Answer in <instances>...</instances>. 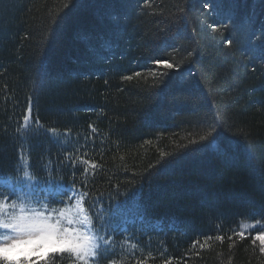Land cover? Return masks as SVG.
<instances>
[{
	"label": "trees",
	"instance_id": "obj_1",
	"mask_svg": "<svg viewBox=\"0 0 264 264\" xmlns=\"http://www.w3.org/2000/svg\"><path fill=\"white\" fill-rule=\"evenodd\" d=\"M63 3L0 0V175L16 177L27 169L40 183L71 184L73 170L64 162L71 153L97 164L87 176L81 166L75 169L77 187L85 190L86 184L89 192L85 206L98 196L107 208L124 201L125 193L142 184L139 203L146 223L141 231L128 240L111 227L99 233L137 248L109 247L100 252L103 264L113 260L115 264H164L169 258L170 264H264V255L253 248L251 237L242 241L234 237L231 250L227 238L223 243L210 241L203 250L191 249L197 237L218 229L239 230L242 222L264 213V63L247 55V37L223 29V35L214 33L209 24L216 19L195 11L190 23L180 26L183 38L170 41L178 43L179 50L165 52L157 37H163L166 26L174 29L171 17L184 0H151L152 6L140 12L121 0H95L58 26L45 44ZM110 12L120 15L118 25L110 21ZM235 19L238 24L253 20L254 29L264 21V14L258 3L248 0L236 10ZM230 34L241 43L225 49L223 41ZM107 40L115 46L114 54L104 52L102 44ZM193 47L197 56L189 62L185 52ZM93 50L112 58L98 61ZM227 52L232 55L226 56ZM154 59H172L182 65L181 72L191 69L197 75L173 81L161 101L153 97L150 85L163 77L146 71ZM42 60L52 76L38 100L33 97V118L39 117L42 127L35 125L26 133L20 121ZM136 71H142L141 78L121 79ZM216 119L222 125L219 146L236 157L235 163L208 151L166 174L148 173L161 152L183 151L177 145L199 139ZM51 128L56 129L54 135L47 131ZM245 144L252 150V167Z\"/></svg>",
	"mask_w": 264,
	"mask_h": 264
},
{
	"label": "snow or ice",
	"instance_id": "obj_2",
	"mask_svg": "<svg viewBox=\"0 0 264 264\" xmlns=\"http://www.w3.org/2000/svg\"><path fill=\"white\" fill-rule=\"evenodd\" d=\"M121 2L134 5L133 12H140L145 7L152 6L151 0H121ZM86 3H95V0H64L63 11L57 15L53 31L49 32L43 42L46 44L54 38L55 29L66 23ZM197 3L199 8L194 7ZM246 3L248 0H184L183 4L176 6V11L171 17L174 29L166 26L161 30L164 32L163 37H157L161 40L159 47L165 52L178 51L179 44L170 43V41L182 39L180 26L190 23L192 12L200 11L206 16L216 19V23L209 24L212 32L223 35V29L230 33L246 36V53L249 58L264 63V21H261L258 28L253 29V20L246 19L243 24H238L235 19L236 10L241 4ZM252 3H258L261 14H264V0H252ZM108 15L114 25L120 23L119 14L110 12ZM124 18L126 19L127 15ZM249 32L250 35H248ZM82 38L86 39V37ZM193 43H195V39H193ZM239 43L241 41H234L230 34L229 38L223 41L222 46L225 49H232ZM114 47L110 40L104 41L102 44L106 53L114 54ZM93 51L98 61L107 62L112 58L111 55L105 56ZM231 55V52L226 53V56ZM196 56L197 49L195 47L185 52V59L189 62H193L192 58ZM149 64L151 67L146 69L147 72H159L163 77L150 85V88L154 89L151 93L153 97L161 101L169 95L173 81L183 82L187 81L188 77L197 75L191 69L181 72L182 65L174 63L172 59H154L150 60ZM161 68L168 71H161ZM253 71H255L254 67ZM142 75V71H136L132 75H123L121 79L131 82L141 78ZM51 81L52 76L47 61L42 60L32 79V94L28 98L27 107L20 121V128L26 133L31 132L35 125H40L39 117L33 118V97L38 100L40 93ZM147 122L149 121L146 120ZM40 126L42 127V125ZM221 126L219 120L216 119L215 122L207 125L208 131L199 135V139L189 138L187 143L177 145V148L184 149L183 151L161 152L160 158L154 164L149 165L148 173L150 175L166 174L183 161L194 159L208 151L226 158L229 163H235L236 157L228 156L219 146L218 129ZM89 128L92 133L97 132L93 125L90 124ZM47 131L53 135L56 133L55 128ZM244 151L248 164L252 167L251 147L245 144ZM19 159H23V155L18 157ZM64 162L67 167L73 170L71 184L51 180L46 184L40 183L27 169L23 170L22 175L16 177L0 175V189H6V191L0 192V264H97L102 246L112 243L110 238L106 239L105 235L99 234L102 230L107 231L111 227L113 232L117 230L126 232L129 223L137 221L141 224L146 223L143 206L139 203L143 193L142 184L134 192L125 193L124 201H117L114 205L109 204L107 208L100 202L98 196L90 200L89 206H85L89 192L86 190V184L85 190L77 187L75 169L78 165L81 166L82 173L87 176L89 168L95 170L97 164L84 156L76 157L71 153L65 155ZM153 169L155 171H152ZM92 175H95V171L92 172ZM115 187L119 194V185ZM260 215L261 218L254 221L242 222L239 230L233 229L224 233L218 229L215 234L209 233L197 237L192 241L191 249L203 250L210 247V241L223 243L227 238L231 250L235 246L234 237L241 241L251 237L250 243L253 248L258 249L259 253L264 255V213ZM114 220L117 223L112 225L110 222ZM97 223L99 227H97ZM156 227L160 226L156 225ZM173 227L174 225H169V228ZM250 229L258 230L252 232L249 231ZM196 254L199 255V251ZM170 259L166 260L164 264H170ZM110 264H115V261H110Z\"/></svg>",
	"mask_w": 264,
	"mask_h": 264
},
{
	"label": "rangeland",
	"instance_id": "obj_3",
	"mask_svg": "<svg viewBox=\"0 0 264 264\" xmlns=\"http://www.w3.org/2000/svg\"><path fill=\"white\" fill-rule=\"evenodd\" d=\"M3 191H6V189H0V192H3ZM132 218V217H130ZM115 221V220H114ZM117 223V221H115V224ZM141 227H142V224L139 223L138 221L135 222V223H129L127 225V231L126 232H120L119 230H117V233H118V236H122L123 239L125 240H128L130 239L129 237L132 236V234L137 230L141 231ZM144 229V228H143ZM258 229H250L249 231H252V232H255L257 231ZM109 247L111 246V249H117V248H120V250H124L127 249L126 247H130L132 246L133 249L137 248V245L135 244H132V242H129V243H126V242H123V241H119V242H113V243H110L108 245ZM130 250V249H129ZM132 252H134L132 250ZM106 261V260H105ZM97 264H103V262L99 261V257H98V262Z\"/></svg>",
	"mask_w": 264,
	"mask_h": 264
}]
</instances>
